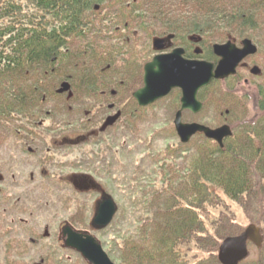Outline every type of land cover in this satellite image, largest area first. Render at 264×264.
Returning a JSON list of instances; mask_svg holds the SVG:
<instances>
[{"label": "trees", "instance_id": "16d2710c", "mask_svg": "<svg viewBox=\"0 0 264 264\" xmlns=\"http://www.w3.org/2000/svg\"><path fill=\"white\" fill-rule=\"evenodd\" d=\"M144 36H172L187 58L214 63V44L250 39L264 82V0H0V147H19L27 156L33 150L43 159L47 149L60 152L74 159L70 170L93 173L100 187L114 184L123 158L115 166V150L122 153L129 135L137 136L146 110L133 98L153 52ZM238 75L199 93L206 109L210 91L225 88L222 101L212 98L220 123L233 132L222 148L199 134L197 144L148 149L150 165L126 178V197L142 209L135 230L113 238L122 245L119 264H221L223 240L242 233L226 200L250 217L263 211L264 83L255 96L247 88L239 93L230 83L242 80ZM172 96L179 105L181 92ZM120 134L126 141L114 144ZM15 200L0 189V214L16 210ZM189 249L203 256L192 259ZM259 253L240 264H264V241ZM70 254L88 264L60 243L39 264H69Z\"/></svg>", "mask_w": 264, "mask_h": 264}, {"label": "rangeland", "instance_id": "374dc122", "mask_svg": "<svg viewBox=\"0 0 264 264\" xmlns=\"http://www.w3.org/2000/svg\"><path fill=\"white\" fill-rule=\"evenodd\" d=\"M159 38L155 36L147 38L144 36L142 38L144 43L150 42L153 46V52L151 53L150 50L148 54L150 57H145L148 60L147 63L151 62L158 54L166 53V51L169 53L175 49L176 45L170 40L166 43L167 47L165 51H156L154 41ZM183 49L185 50V48ZM260 62V59L254 58L248 63L243 64L237 78L239 79V76H241L242 80L236 83L230 82L231 87L235 84L239 93H243V89L247 88L255 96L257 86L264 82L263 78L257 79L251 76L249 69L250 67L253 68L254 63H256L262 71V67L259 66ZM147 63L144 64V67ZM261 76L263 77V73ZM246 80H249L248 85L245 83ZM227 83L222 82L220 85L228 87ZM142 86L143 84L139 88ZM224 89L217 87L211 90L208 94L211 100H207V102L210 101V104L207 103L209 108L204 109L197 116L190 112H185L183 115L184 122H196L211 128L223 126L224 124L220 123L221 118L218 116L220 110L216 111L212 105H216V101H222V98L225 96L223 94ZM220 93L223 96L220 97ZM213 97L216 98V101L212 100ZM179 110L180 103L178 105V100L172 96V93L155 105L146 108L144 119L137 131V136H132L131 138L129 135L128 145L124 146L122 153H120L122 148L115 150L114 165L116 164L117 156L123 154V161L119 160L118 166L115 167L116 182L114 184H104L101 182L104 187H100V181L91 176L93 173L86 175L85 171L84 173H75L70 169L63 172L55 169V175H47V181H43L38 169L35 168V159L24 155L25 151L23 152L16 146L9 148L0 147V164L3 166L1 170L3 179H1L4 180L0 184V189L3 188L13 198L15 197V204H17L16 210L10 209L9 212L5 214L1 212L0 214V264H9L5 260V255L10 257L11 264H39L40 257L48 255L60 243L61 228L66 223L70 224V226L74 224L79 228L81 227L84 232L95 236L113 262L119 264L118 256L120 255L122 245L120 242L115 244L113 238L131 234L141 218L142 209L140 206L135 207L129 200L128 195L126 197L125 189L123 188L126 178L132 176L133 168L150 165V160L147 159V154L145 153L148 149H150L151 153H155L164 147H174L180 143L179 137L173 132L175 130L174 120ZM126 137V134L118 135L114 139V144L120 145L121 142L126 141ZM198 140L200 141L199 138L194 136L191 143L197 144ZM49 141L51 142V140ZM85 151L86 147L83 148V153ZM68 166H71L70 160ZM95 174L98 175V173ZM59 177L63 178L62 182ZM97 187L98 189L96 190ZM94 190L96 192H93ZM89 191L90 193H85ZM104 195H110L114 199L119 212H117L109 228L100 230L92 227V221L96 214L98 202L101 201ZM226 202L229 210L235 214L236 223L240 225L242 232L249 225H257L261 228L264 239V206L263 211L259 209L257 213H253L252 217H250L240 206L229 200H226ZM252 218H255V220H252ZM18 220L22 223L18 224ZM4 232L8 233V236L3 235ZM31 240H33V243ZM10 242L12 243L11 245H9ZM8 245L11 249L8 248ZM248 246L250 256L247 261H257L260 256L259 248L255 247L252 243H249ZM19 251L22 252L19 253ZM187 252L192 259L197 254L200 257L203 256V254L190 251V249ZM22 253L25 254L22 259L17 257ZM59 253L62 254L61 252ZM70 255L73 260L72 263L68 262L69 264H84L76 257L77 255Z\"/></svg>", "mask_w": 264, "mask_h": 264}, {"label": "water", "instance_id": "95a60500", "mask_svg": "<svg viewBox=\"0 0 264 264\" xmlns=\"http://www.w3.org/2000/svg\"><path fill=\"white\" fill-rule=\"evenodd\" d=\"M167 38L154 41V48L158 52L166 50ZM200 51L197 50L196 54ZM213 53L219 58L217 63L206 60H191L185 57V50L181 47L169 53H160L144 67L143 86L133 94L137 104L150 107L160 100L170 96L175 90L181 91V108L177 112L174 126L182 144H189L194 136L203 134L207 139L216 142L221 148L224 141L233 135L229 125L211 128L199 123H186L184 112L193 115L200 114L204 104L199 100V93L213 81L226 80L236 76L241 64L249 57L257 55L258 48L250 39H244L240 45L229 40L226 43L214 44ZM253 76H259L258 66L251 69ZM67 89V87H65ZM118 207L114 199L104 195L98 202L92 227L107 228L114 220ZM65 246L78 252L88 264H116L104 250L99 240L90 233L74 230L70 225L62 229ZM261 228L249 225L240 235L230 236L220 245L218 259L221 264H240L250 256L249 243L261 248L263 244Z\"/></svg>", "mask_w": 264, "mask_h": 264}, {"label": "flooded vegetation", "instance_id": "af4514ba", "mask_svg": "<svg viewBox=\"0 0 264 264\" xmlns=\"http://www.w3.org/2000/svg\"><path fill=\"white\" fill-rule=\"evenodd\" d=\"M197 50V49H196ZM196 50H195V54H196ZM197 55V54H196ZM187 58V57H186ZM254 58H257V55H255V56H253V57H249L248 59H246V61H244L242 64H241V66L243 65V64H245V63H248L249 61H251V60H253ZM187 59H189V58H187ZM191 60H195V59H191ZM200 60H203V59H200ZM207 61V60H206ZM241 66H240V68H239V70H242V68H241ZM254 66H257L255 63H254V65H253V67ZM251 67H250V69H249V74H251ZM261 70V69H260ZM261 75H262V71H261ZM261 75H259L258 77H255L254 76V78H257V79H261ZM252 76V75H251ZM249 80H246L245 81V83L248 85L249 83ZM23 152H24V150H22ZM32 151V153H33V150H31ZM46 152H47V154H45V155H42L43 157H44V159L43 158H41V157H39V158H36V156H37V154H38V152L37 153H33V155H32V153L30 154V157L31 158H33V159H35V161H36V167L35 168H37L38 169V171H39V174H40V176H41V179L43 180V181H47V176H46V171L44 170L45 168H49L50 170V172L51 173H55V169L56 170H60L61 172H63V171H68V169H69V167H68V164H69V159H70V156L69 157H66V158H63L62 156H65L64 154H62L61 156H59L58 157V155H60L61 153L60 152H54V153H52V150H49V149H47L46 150ZM55 159V162H53L52 161V159ZM59 158V159H58ZM71 160V159H70ZM72 162H70V164H71ZM41 164H45L44 166H42L41 167ZM59 165V166H58ZM74 173V172H73ZM76 173V172H75ZM79 175H84V174H79ZM60 179H61V182L63 181V178L62 177H59ZM98 189V187L96 188V190ZM93 192H96L95 190L93 191ZM84 193V192H83ZM85 193H90V191L89 192H85ZM66 225H70V224H64L63 226H62V228H61V233H62V229L66 226ZM73 229L75 228V230H78V231H83V230H80V229H78V228H76L75 226H71ZM3 235H5V233L3 234ZM6 236V235H5ZM11 243V242H10ZM12 244V243H11ZM11 244H9V245H11ZM60 244L63 246V247H65V243H64V238H63V235L61 234V240H60Z\"/></svg>", "mask_w": 264, "mask_h": 264}]
</instances>
